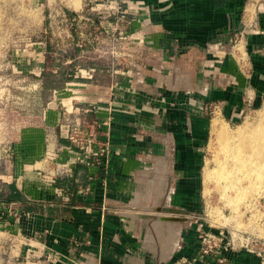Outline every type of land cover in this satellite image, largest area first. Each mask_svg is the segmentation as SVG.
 I'll return each mask as SVG.
<instances>
[{"label":"crops","instance_id":"1","mask_svg":"<svg viewBox=\"0 0 264 264\" xmlns=\"http://www.w3.org/2000/svg\"><path fill=\"white\" fill-rule=\"evenodd\" d=\"M122 1L129 14L115 24L129 25L150 64L154 59L161 68L184 67L183 58L202 59L196 69L187 66L183 74L155 79L143 68L137 75L118 70L123 75L113 77L109 86L96 83L94 90L82 80L67 83V125L54 116L41 129L23 131L26 141L16 146L10 177L0 193V221L5 217V224L17 226L25 264H172L180 256H197L202 224L197 227L195 220L183 229L184 220L179 219V237L164 260L140 239L145 223L134 212L138 206L133 199L140 188L137 172L145 163L141 157L155 151L166 154L162 158L171 174L169 184L177 176L180 185H191L194 197L212 119L238 121L264 99V15L247 14L245 0ZM253 17L256 30L249 27ZM234 34L242 35V49L229 52L223 61L212 58L217 44L229 46ZM166 81V87L186 92L165 91L162 107L154 110L158 88ZM210 102L219 111L212 119L198 110ZM75 125L80 126L78 143L69 138ZM46 132L53 136L50 144ZM60 165L70 174L60 175ZM225 254L230 264H260L244 249L227 248ZM212 263L210 256L198 262Z\"/></svg>","mask_w":264,"mask_h":264},{"label":"rangeland","instance_id":"2","mask_svg":"<svg viewBox=\"0 0 264 264\" xmlns=\"http://www.w3.org/2000/svg\"><path fill=\"white\" fill-rule=\"evenodd\" d=\"M78 1L79 6L74 8L70 5V0H0V193L4 192L3 187L10 177L13 152L22 140L26 141V138L22 136L23 131L41 129L46 123L45 120L54 118V116L67 125V100H65L68 91L67 83L82 80L85 84L93 85L91 88L94 90L96 83L111 85L113 77L122 74H118V70L123 73L130 71L131 74L137 75L143 68L146 71H152L155 79L159 75L166 77L174 73L183 74L187 66L196 69L199 60L202 59L196 56L192 59L183 58L186 65L184 67L176 65L181 69L175 65L161 68L159 63L153 62V58L150 64V58L144 54L143 46L130 35L129 25L126 23L117 25L113 16L114 19L107 16L108 11L104 7L109 6V1ZM59 4H62L72 16L75 14L74 10L81 9L79 12L81 20L77 17L69 29L72 33L70 40L67 39L69 27L57 23L61 17L55 13V8ZM91 7L93 9H90ZM108 19L113 23L103 27L102 23L107 22ZM135 29L138 30L139 27L135 26ZM242 47L239 40L233 42L232 38L227 47L217 44L212 58L223 61L229 57V52L235 54ZM178 59H175L177 64L180 63V58ZM149 66L151 68H148ZM91 68L93 71L90 70ZM75 72H79L78 76L83 77H75ZM166 85L167 81L158 88L159 96L157 97L159 99L154 100L155 103L152 104L154 110L162 107L160 96L165 91L186 90L183 87L176 89L170 87V89ZM71 87L74 89L90 88L85 85L78 87L72 85ZM58 100L64 103H58ZM214 105L216 103H204L198 110L207 113L208 118L212 119L219 112ZM262 109H264V99L254 108L245 110L238 121H226V127L231 131L238 126L256 125ZM85 118L89 120L90 116L86 115ZM209 127L208 125L204 141L203 162L196 175L198 184L194 186V191H196L194 197L191 195V185H180L179 181L176 182L177 176H174L176 180L168 184L164 190L162 205L184 210L183 217L186 220L182 223L183 229L186 228L189 220H195L197 227L202 224V228L208 226L222 229L227 232V235L230 226L240 230H253V228L261 230L262 227L258 223L261 213L256 216L254 210L252 213L247 211L252 202L264 197V193L256 196V193L251 192L243 197L247 189V183L244 180L234 188L226 189L221 181L204 179L205 168L215 166L216 152L219 150L218 146L211 148ZM50 135L52 134L48 133V137L47 135L44 137L47 139V144L52 143L53 136L50 139ZM165 155L155 151L141 157V161L145 163L137 174L141 178L139 190L143 199L137 205L138 209L134 211L137 212V216L140 213H153V211H148L143 195L147 191L148 180L155 178L157 174L155 167L159 165L157 164L158 159H163ZM173 171L174 168H172ZM170 176L168 173L167 180ZM181 178L185 180V176ZM218 186L221 187L220 189L224 187L223 189L226 190L224 194L220 192ZM225 193L228 198L224 197ZM165 214L175 216L173 212ZM2 219L3 221H0V264H25V259L22 258L19 250L22 238L17 226L13 222L5 224L7 218ZM147 225L145 224L139 231L141 240L144 239L145 231L148 229ZM141 253L144 256L149 255L145 249H142ZM73 264L83 263L78 260Z\"/></svg>","mask_w":264,"mask_h":264},{"label":"bare ground","instance_id":"3","mask_svg":"<svg viewBox=\"0 0 264 264\" xmlns=\"http://www.w3.org/2000/svg\"><path fill=\"white\" fill-rule=\"evenodd\" d=\"M71 6L78 7L79 1L72 0ZM226 126V122L222 118L214 117L212 119L211 128L209 127L211 148L218 146L219 150L216 152L215 166L205 168L204 179L206 181L213 179L221 181L226 189L234 188L244 180L247 183V189L244 194L240 193L243 194V197L248 196L251 192L256 193V196L262 195L264 193V109H262L256 125L238 126L231 131ZM157 164L159 165L155 167V170L160 175L156 174L155 178L148 180V188L143 195L148 211H153V213L147 214L149 216L147 219L138 216L145 224H148L144 236L145 246L147 245L152 252L158 254V258L164 260L172 252V247L175 246L174 243L179 237L181 228L179 219L165 214L169 213L164 209L168 207L162 205L161 202L165 194L164 190L169 184L167 180L168 163L163 158ZM217 184L220 183L217 182ZM220 188V192L224 194L226 190L223 189L224 187ZM226 195L225 193L224 197H227ZM142 199L140 190H137L133 204L139 205ZM224 219L226 220V218Z\"/></svg>","mask_w":264,"mask_h":264},{"label":"built area","instance_id":"4","mask_svg":"<svg viewBox=\"0 0 264 264\" xmlns=\"http://www.w3.org/2000/svg\"><path fill=\"white\" fill-rule=\"evenodd\" d=\"M109 1V6L104 7L107 10V16L111 17L110 19L115 18V23L124 22L126 20V16L128 15V10L124 6L122 0H107ZM59 3H62L59 1ZM103 4H101L102 6ZM248 6L252 8V11H249ZM90 9H93L92 7ZM112 9V10H111ZM111 10V11H110ZM80 10H74L75 14L72 16L71 13L67 12L62 4H59L55 8V13L60 15V19L57 21L58 24H65V26L69 27L67 29V39L72 38V33L69 29H71L73 22L78 17L81 20V16L79 15ZM247 14L252 16H257L259 14L264 15V0H245V10ZM112 14V15H110ZM114 18H113V17ZM110 24L109 19L107 20ZM92 23V22H91ZM67 24V25H66ZM249 27L256 30L257 23L254 17L250 21ZM242 34L244 31L241 32ZM241 34H234L233 42H236L241 37ZM73 40V39H72ZM71 40V41H72ZM77 45V44H76ZM80 46V45H79ZM80 126H72L71 133L69 134V138L72 142L78 143L79 137L78 134L80 132ZM106 148L101 149L103 152ZM100 154V153H99ZM65 165H60L58 168V173L60 175H68L70 174V169H65ZM254 210V215H259L261 213V217L258 218V223L261 225V230L254 229L253 230H240L237 228L229 227V234L224 232L222 229L218 228H210V230H205L202 227L198 228L199 239H200V248L199 254L197 256H180L177 258L172 264H198L200 260H202L205 256H210L214 263L212 264H230L227 255L225 254L227 248L229 250H237L244 249L249 253L254 254L260 260V264H264V197L259 198L257 201H254L250 204V209L247 212H251ZM250 213V215H251Z\"/></svg>","mask_w":264,"mask_h":264},{"label":"water","instance_id":"5","mask_svg":"<svg viewBox=\"0 0 264 264\" xmlns=\"http://www.w3.org/2000/svg\"><path fill=\"white\" fill-rule=\"evenodd\" d=\"M165 210L167 211H171V212H174V213H180V214H183L184 213V210L182 209H172V208H164ZM139 216L141 218H149V216L147 214H139ZM177 218V217H176ZM177 219H180V220H186V218L182 217V218H177Z\"/></svg>","mask_w":264,"mask_h":264},{"label":"trees","instance_id":"6","mask_svg":"<svg viewBox=\"0 0 264 264\" xmlns=\"http://www.w3.org/2000/svg\"><path fill=\"white\" fill-rule=\"evenodd\" d=\"M44 72V71H43ZM67 79H70V78H67Z\"/></svg>","mask_w":264,"mask_h":264}]
</instances>
